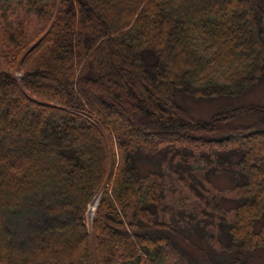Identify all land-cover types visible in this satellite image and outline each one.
I'll use <instances>...</instances> for the list:
<instances>
[{"label": "trees", "instance_id": "1", "mask_svg": "<svg viewBox=\"0 0 264 264\" xmlns=\"http://www.w3.org/2000/svg\"><path fill=\"white\" fill-rule=\"evenodd\" d=\"M27 10L32 34L0 31V264H165L171 239L211 236L159 218L157 156L181 152L178 174L196 177L191 146L210 148L198 166L208 182L237 176L217 229L232 259L215 264L264 249V105L235 106L264 82V0H30ZM217 99L230 104L209 121L183 105Z\"/></svg>", "mask_w": 264, "mask_h": 264}, {"label": "rangeland", "instance_id": "2", "mask_svg": "<svg viewBox=\"0 0 264 264\" xmlns=\"http://www.w3.org/2000/svg\"><path fill=\"white\" fill-rule=\"evenodd\" d=\"M29 1L0 0V31L7 24L13 27L22 26L27 34H32L37 29L34 13L27 10ZM5 66L3 48L0 44V71L5 70ZM191 101L183 103V105L188 110V115L191 118L201 121H209L218 113L221 107H224L225 104H230L228 101L219 99ZM251 104L264 105V82L253 89L235 106ZM191 147L186 148L191 153L186 158L193 173L197 174L196 177L186 176V172H183L186 177H181L178 174L174 164L181 161V152L178 154L181 156L177 155L172 163L164 159L162 155L157 156V160L162 162L161 171L157 176L162 188L163 202V205L159 207V218L166 227L172 228L178 225L184 231L186 228L183 227H186V224L199 223L200 227L204 226L206 230L211 232V236L209 233L205 235L204 232L201 233L198 230L192 235L191 242L188 239L182 240L183 242L171 239L170 244L172 247L166 249L168 258L165 264H215L219 259L230 261L232 255L218 243L220 239L217 237V229L220 219L223 216L229 219L231 218V213H233L232 211L228 212L226 216L223 211L229 209L232 205L231 200L239 197L234 183V180H237V176L232 177L230 174L217 175L218 172H216V175L212 174L208 177L210 179L209 183L206 180L205 170H200L198 166L206 165L201 162V156L211 153L208 152L210 148L204 149L202 146ZM171 154L172 152L168 156ZM210 166H214V163ZM143 169L145 170L144 172L148 171V165L145 164ZM98 201L99 195L88 206L85 218L88 226H91ZM27 217L24 221V227L30 225ZM25 235L26 232L21 230L20 237L24 238ZM198 248H201V251ZM242 259L244 264H264V249L246 252L243 254Z\"/></svg>", "mask_w": 264, "mask_h": 264}]
</instances>
